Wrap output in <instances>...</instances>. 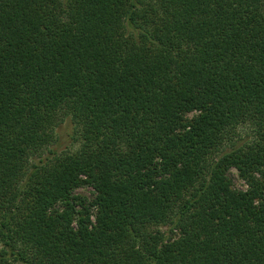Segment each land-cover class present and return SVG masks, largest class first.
Wrapping results in <instances>:
<instances>
[{
	"label": "trees",
	"instance_id": "obj_1",
	"mask_svg": "<svg viewBox=\"0 0 264 264\" xmlns=\"http://www.w3.org/2000/svg\"><path fill=\"white\" fill-rule=\"evenodd\" d=\"M0 245L264 264V0H0Z\"/></svg>",
	"mask_w": 264,
	"mask_h": 264
},
{
	"label": "rangeland",
	"instance_id": "obj_2",
	"mask_svg": "<svg viewBox=\"0 0 264 264\" xmlns=\"http://www.w3.org/2000/svg\"><path fill=\"white\" fill-rule=\"evenodd\" d=\"M191 117H192L191 114L188 115V118H191ZM69 127H70V125H69V122L67 121L63 125H61L59 130L57 129V131H59V133L69 132ZM247 133H249L248 129H244V130L240 131L241 136H245ZM75 148H76V146L73 149H75ZM47 150L48 149H45V151L43 150V152H42L43 156L46 155ZM228 178L231 181L233 189L241 190V191L247 189L245 182L243 180H241V178L238 176L237 172L234 169H232L228 173ZM91 192L92 191L89 187H81L75 191L76 194L83 196V197L87 198L88 200H90L92 198ZM58 209H60V207ZM160 230H161V232H164L166 230V228H161ZM0 249H1V245H0Z\"/></svg>",
	"mask_w": 264,
	"mask_h": 264
}]
</instances>
